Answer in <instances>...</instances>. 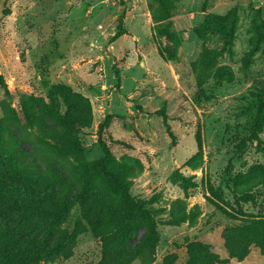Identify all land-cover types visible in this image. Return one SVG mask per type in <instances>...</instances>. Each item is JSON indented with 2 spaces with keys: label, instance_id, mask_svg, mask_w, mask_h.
I'll use <instances>...</instances> for the list:
<instances>
[{
  "label": "rangeland",
  "instance_id": "1",
  "mask_svg": "<svg viewBox=\"0 0 264 264\" xmlns=\"http://www.w3.org/2000/svg\"><path fill=\"white\" fill-rule=\"evenodd\" d=\"M1 134L26 170L70 180L83 201L66 255L13 262L0 239V264H110L112 228L121 262L149 228L158 241L130 264H202L196 242L215 264H264L252 240L228 238L264 216V0H0ZM15 199L0 187V223L45 231L41 201L22 213ZM107 199L153 223L116 227L106 208L91 227L84 206Z\"/></svg>",
  "mask_w": 264,
  "mask_h": 264
},
{
  "label": "trees",
  "instance_id": "2",
  "mask_svg": "<svg viewBox=\"0 0 264 264\" xmlns=\"http://www.w3.org/2000/svg\"><path fill=\"white\" fill-rule=\"evenodd\" d=\"M122 24L123 19H121L119 24V33L123 31ZM4 105L5 102H2L5 116H9V111ZM29 118V116L26 117V120H29ZM34 124L38 125L40 129L49 132V130L44 128L38 120L34 122ZM12 148L13 150L9 152V150ZM14 154H18L16 147L13 146L12 142L10 141H2L1 134V190L2 192L11 191L14 197H16L15 201L19 202L22 213H30V211L33 210V207L28 201L29 197L31 198L33 196L35 200L39 199L42 203V205L39 207L41 212L39 215L46 219L48 224L45 231L40 232L39 235L32 234V236L27 238L26 236H20L21 228L22 230L24 229V221L26 216L20 218V215L16 220L7 221L4 224L0 223V239L5 242V246L8 249L7 255L9 259H11L13 262H17L38 256L53 259L60 257L61 255H66L70 250L68 243L73 241V237L67 236L63 226L64 223L70 218V208L76 203L83 201L82 198H80L82 195L76 197L72 194V192L69 190L71 187L70 180L63 181L62 178H60V180L53 183L30 170H26V168L21 163L12 158ZM105 178L111 183L118 185L120 192H128V189L119 184L117 179L109 176L108 174L105 176ZM107 202L113 208L108 207L106 202L105 205L103 204L102 208L96 206L100 209L93 210L92 212L89 210V208L84 206V219L90 223L91 227L97 228L96 222L104 216L106 208L111 211L107 214H109V216L114 219L115 223H117L116 227L123 223L127 224L130 219L133 221L135 220V222H140V224L146 227L153 223L151 214L140 206L136 205V208L134 207L127 211V209H125L121 204L116 206L114 200L111 201L107 199ZM97 211L99 212L94 214ZM255 224L260 225V227H255L254 224H252L243 228V232L250 236H229L228 238H231L235 243H238L241 237H244L246 240H252L253 243L257 245V247L261 248V250L264 252V216ZM105 237H108V247L106 245V249L104 251L105 255L110 256L114 254L113 260L110 261V264H116V262L117 264H120L121 259H115L123 253V247L120 246L121 240L119 239L121 237L120 229L118 228V230L114 231V228H112L108 233L105 234L104 238ZM158 239L159 236L154 230L146 228L145 234L140 242L136 243L134 248H132L127 253L129 257L124 258L121 263L130 264L132 260L141 254L143 255V253L149 249L150 243L157 242ZM208 246L209 245L204 242H196L192 245L188 244V248L191 247L193 250L200 253L201 259L203 260L202 264H215L217 262V258L214 254L210 253ZM230 246L231 248L228 246L227 247L232 254L234 253V250L233 246ZM167 260H169V257L165 259V262H167Z\"/></svg>",
  "mask_w": 264,
  "mask_h": 264
}]
</instances>
